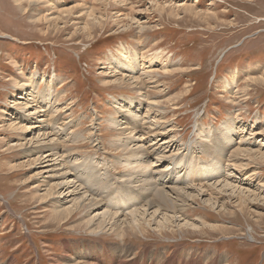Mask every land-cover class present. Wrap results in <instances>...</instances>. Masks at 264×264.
Wrapping results in <instances>:
<instances>
[{"label":"rangeland","instance_id":"374dc122","mask_svg":"<svg viewBox=\"0 0 264 264\" xmlns=\"http://www.w3.org/2000/svg\"><path fill=\"white\" fill-rule=\"evenodd\" d=\"M117 1L0 0V264H75L76 252L82 251L84 245L97 246L98 240L109 246L115 244L137 257L136 264H146L139 257L148 253L151 256L158 250L168 258L176 256V264H184L189 255L202 264H264V194L236 199L229 191L219 196L211 191L219 204L227 206V211L203 202L209 199L206 194L185 206L184 216L188 219L204 216L209 225L233 229L228 232L201 234L183 229L160 234L149 229L145 235L130 232L120 238L125 241L122 243L115 234L89 232L81 225L82 214L73 215L63 225L52 219L53 201L41 198L47 183L36 176L45 163L34 162L33 156L22 154L18 143L21 141L23 149L26 143L18 139L21 132L6 128L9 115L14 112L9 102L27 89L30 76L38 85L33 94L42 93L49 86L45 79L54 76L50 84L57 108L53 117L61 125L69 122L67 133L78 136L64 144L65 157L76 164L84 159H107L112 182L124 170L114 160L123 156L115 143L118 132L109 124L110 119L119 121L123 115L114 101L119 105L130 98L136 106L139 104L138 112L145 118L144 131L149 122L161 118L158 126L165 134L155 138L144 134L138 142L148 151L166 140L163 138L168 132L173 136L172 142H177L174 149L163 152L167 155L161 159L149 154L147 159L154 172L166 168L170 162L166 156L183 155L186 144L198 141L196 127L218 130L227 119L238 114L234 122L237 142L248 129L253 133L264 130V0H126L124 5ZM91 7L96 19L93 21L83 14ZM58 9L66 14L53 24ZM136 52L139 71L135 75L146 68L149 77L139 76L138 85L128 81L122 84L119 75L126 70L124 64L128 63L129 54ZM114 60L119 62L118 68L111 63ZM15 82L24 86H15ZM229 87L236 91L233 96ZM18 120L28 127L24 119ZM140 125L141 120L137 127ZM30 136L27 132L26 138ZM91 138L96 141L92 143ZM258 141L264 144V132L251 140ZM234 146L236 143L223 154L225 163L233 162L229 154ZM198 155L204 160L208 158L205 153ZM261 160L248 169L232 168L235 175L230 178L247 186L250 184H243V177L247 173L256 174L255 185H251L255 189L259 186L257 190L262 192L264 161ZM153 178L158 176L155 174ZM163 179L166 188L174 186L171 179ZM216 180L197 183L210 185ZM127 184L130 183L123 186L132 187ZM178 185L183 184L175 186ZM109 187L115 200L114 183L101 191L106 193ZM65 188L69 190L71 185L60 186L58 190ZM115 212L120 215L121 211L113 208L112 213ZM119 252L110 264L118 260L130 264L127 258H118L122 254ZM88 261L92 260L80 263L89 264Z\"/></svg>","mask_w":264,"mask_h":264},{"label":"bare ground","instance_id":"6f19581e","mask_svg":"<svg viewBox=\"0 0 264 264\" xmlns=\"http://www.w3.org/2000/svg\"><path fill=\"white\" fill-rule=\"evenodd\" d=\"M117 2L122 3V5L126 4V0H118ZM181 6L182 5H180V7ZM92 12L93 10L91 7L83 14L93 21L95 18H93ZM62 14H66L65 10L58 9L56 15L57 18L53 17L55 19L52 20L54 21L53 24H56L55 21L57 19L59 20ZM131 20L136 21V23L139 21V19L136 18H131ZM84 26H88V23L85 22ZM126 52L127 51L125 50L124 54ZM129 55V58L127 57L128 63L124 64L126 70L125 72L122 71L119 78L121 79L120 81H122V84L123 82L128 81L131 84L138 85L140 82L139 76L145 75L149 77L147 73L148 71H144L146 69L145 68L144 70L142 69V73H139L138 76L135 75L139 71L138 63L136 62L137 52L133 55L130 53ZM111 63H114V68H118L119 62L114 60L113 62L111 61ZM53 77L54 76L52 75L50 78L45 79L49 86H46L42 93L33 94L32 92H35L38 85H36L37 81H35V78L33 79V76H30L29 82L26 85L27 89L24 88V91L14 96L15 99H12V101L10 100V107L14 112L10 113V120L8 124L5 125L7 129L12 131L15 129L21 132L19 133L18 139H24L22 142L26 143L25 149H23L24 146H22L21 141L18 143V147L22 149V154L33 156L32 159L34 162L43 160L42 162L45 163L40 168L41 171H38L37 175H35L39 177V180L44 178V183H47L41 198L47 199V201H53V207H51L52 211L50 215H52V219L56 222H63V225L65 222L73 218V215L78 214L79 216L82 214L80 216V222H82L81 225L85 226L89 232L94 234L102 232L112 233L119 239L123 238L127 234H130V232L145 235L149 229L158 231L160 234H163L166 230L174 233L183 229H192L191 231L197 230L201 234L206 231L228 232L233 229H229L231 227L226 228L215 224L209 225L204 221V216H197L195 218L189 217L188 219L184 216L185 206H187L188 202H192L195 198H199L201 195L206 194L209 195V199H205L203 202H210L208 206L215 209L219 207L221 210H226L227 206L223 203L219 204L217 196L212 195V193H210L211 191H215L218 196L225 195L229 191V193H232L236 199L264 194V190L262 192L257 190L259 186L257 189L252 186L255 185L254 179L256 174L247 173L245 177H243V184H250L247 186H242L230 178L232 175H235V173H232V168L234 170L248 169L249 167L258 164L259 160L262 159L261 161H264V144L262 145L259 141L254 143L251 142V140L253 141V139H255L260 133H263L264 130L260 129L253 133L252 130L249 132L248 129V131L243 133L244 135L241 134V137L239 136L237 142L234 137L236 135L235 133L237 127L234 122L237 118H239L238 114L227 119V121L223 123L224 125H222L218 130L212 129L210 126L207 128L196 127V138H198V141H196L195 144H192L191 142L186 144V152L183 155H178L176 157L174 154H169V156H166L170 160V162L165 165L166 168H164L161 172H154L150 168V160L147 159L149 154L151 153L157 159H161L167 155H164L163 152L173 146L176 147L177 142H172L173 136H169L170 132L167 131L168 136H164L163 138L167 139L161 141L160 145L154 147L151 151H148L147 148L144 147L143 143V145H140L138 142L140 137L144 136V134L152 138L160 137V135L165 134L164 129L161 128V126H158L160 125L159 122L161 118H155L154 121L150 120L151 122L146 125L148 127L147 130L144 131L145 128L143 125V119L145 120V118H141V115L138 112L140 105L137 103L138 106H136L134 100L130 98H126V102H123V104L119 103V105L116 101H114L115 105L123 110L121 112L123 115L120 119L121 121H118V118H113L109 120V124L118 132V135L115 138V143L117 144V149L122 151L123 156L118 155L115 159H113L116 160V164L123 167V173L118 175V178L112 182V177L110 178L107 172V170H109L107 169L108 160L105 158L99 161L84 159L83 162L76 164L71 161L70 158L65 157L63 153L67 150L64 144L69 141L73 142L78 136L67 133V130L70 128L69 122L62 123L61 125L58 122V119H54L53 117L54 112L57 109L53 101V87L51 88L50 86V84L53 83ZM151 78H153L152 75ZM18 85L24 86V84L15 82V86ZM225 88L227 89V87ZM229 90L231 91H229V93H232V96L236 92L232 91L230 87ZM144 97L146 96L144 95ZM151 103L152 102L149 104L150 106ZM149 105H146V107ZM132 106L133 108H136V110H133ZM145 109L146 108L144 107V110ZM48 116L50 119H47ZM21 118L28 122V127L24 124H20L18 119ZM140 120L143 126L140 125L139 128L137 127V124ZM241 130H243V128ZM27 132L31 134L28 139L26 138ZM89 132L93 133L92 130ZM140 132L141 134H139ZM213 132H216V134L213 135ZM54 136H56V138ZM90 141L93 143L96 139L92 140L91 138ZM97 143L98 142H96V144ZM235 143L237 146H234V148H236L234 149L232 147L234 151H230V153H232L229 154L233 157V162L230 161L229 164L225 163V160H222L224 157L223 154L228 152L229 148ZM157 144L158 143H156V145ZM242 144H244V146L239 147V145ZM252 144H255L257 147ZM251 147H255V150L253 149L254 152L251 151ZM200 152L206 154V157H208L207 160H204L200 157V155L196 156L197 153ZM228 157L230 158V156ZM155 174L158 176L156 179L153 178L155 177ZM162 177L166 179L169 178V180L171 179L174 186L166 188L164 186L165 180ZM211 178H216L217 182L210 185L204 183L209 181ZM245 180H247V182H245ZM49 181L52 182L48 183ZM202 181L204 182L197 183ZM113 183L116 185L114 190L115 200L112 198L113 196H110V192L113 191L112 188L110 189L109 187L108 190L110 189V191H107L106 193L101 191L102 188L113 186ZM125 183H130L127 185H131L132 187H124ZM178 183L183 185H178V187L175 186ZM64 185H71V188H69V190H66L65 188L64 191L58 190L60 186ZM132 188H135L138 191H135ZM140 192L146 193L141 194ZM98 196H101L102 203ZM142 202L146 203H144V206L141 207ZM113 208L114 211L117 209L123 214H121V212L120 215L116 214V212L113 214ZM175 211L177 212L175 213ZM229 213H231V211H229ZM120 241L125 243L123 239H120ZM115 246V244L113 246H109L106 243L101 242V240H98L97 246H89V248H86L84 245L82 251L79 250L80 252H76L74 256V259L76 260L75 264H86L84 262L80 263L82 260H92L88 261L89 264H110V261H115V255L118 251L122 252L118 258L123 256L127 258L130 264H136L135 262L137 257H132L131 255H128L126 251L120 250L118 246ZM86 249L89 250L85 251ZM102 252L104 253L103 255ZM143 253H145V251ZM148 254L147 256L144 255V257H139L140 260H142L141 263L176 264V256L168 258L167 256H164L162 252H159V250L157 253H153L152 255L150 253L151 256ZM81 258L82 260H80ZM65 264L74 263L65 262ZM115 264L126 263L118 260ZM184 264L202 263L194 260L192 256L189 255L186 256V262Z\"/></svg>","mask_w":264,"mask_h":264}]
</instances>
